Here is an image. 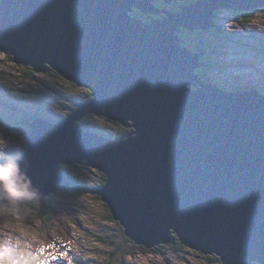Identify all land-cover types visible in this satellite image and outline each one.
Instances as JSON below:
<instances>
[{"label":"water","instance_id":"obj_1","mask_svg":"<svg viewBox=\"0 0 264 264\" xmlns=\"http://www.w3.org/2000/svg\"><path fill=\"white\" fill-rule=\"evenodd\" d=\"M176 1L0 0V51L91 93L59 122L24 123L39 193L28 204L71 184L63 166H89L136 245L179 241L212 264H264V96L206 82L205 53L181 37L219 26L218 11L262 12L264 0ZM89 116L136 132L111 139L81 125Z\"/></svg>","mask_w":264,"mask_h":264},{"label":"rangeland","instance_id":"obj_2","mask_svg":"<svg viewBox=\"0 0 264 264\" xmlns=\"http://www.w3.org/2000/svg\"><path fill=\"white\" fill-rule=\"evenodd\" d=\"M237 14L236 11L216 13L218 18L224 17V21H219L222 28L219 35L226 43L222 47L226 49V57L221 63L222 70L219 66L220 79L226 83L234 81L245 89L249 86L246 91H255L264 96V31L252 26L257 16L264 20V9L252 13V17L249 14ZM249 21L250 24H244ZM26 69L30 68L16 64L0 51V98L20 107L27 106L28 101H34V107L30 108L33 112L47 103L45 110L47 107V112L57 117L70 115L72 107L85 98V89L62 77L51 73L25 74ZM50 97L60 100L62 104L57 100L56 104L50 105ZM0 115H9L1 101ZM90 121V130L115 138V132L112 131L118 128L115 123L113 125L110 120L95 116ZM2 130L0 128V141L7 142L11 154L23 156L27 151L23 140L28 137V133L16 129L12 136H8ZM83 166V181L89 189L80 191L61 184L49 200L51 206H46L48 217H39L41 204H27L20 216L0 218V264H88L87 261L94 259L93 253L103 249L91 243V235L102 232L100 227L107 216V207L95 192V186H102L104 177L98 170ZM109 250L105 248V251ZM123 253L122 250L118 251L117 257L121 258ZM120 263L212 264L194 250L175 249L157 250L150 254L133 253Z\"/></svg>","mask_w":264,"mask_h":264},{"label":"trees","instance_id":"obj_3","mask_svg":"<svg viewBox=\"0 0 264 264\" xmlns=\"http://www.w3.org/2000/svg\"><path fill=\"white\" fill-rule=\"evenodd\" d=\"M192 1L193 0H179L178 3L185 5ZM240 14L241 15L249 14L252 17V13L247 12V11L246 12L240 11L238 12L237 16ZM140 18L143 19L144 21L149 20V18H146L143 15H140ZM221 31H222V28L218 25L212 30L207 31V32L197 31L194 33H188L184 31L181 34L182 40L184 41L183 45H186L188 48H190L193 51L202 50L205 53V56H204L205 66L203 68H200L197 71V73L200 76H202L206 82L216 85L218 88H220L223 91L244 92L249 89L248 88L249 86L245 89L244 87H240L239 84L234 81H230L226 83V82L221 81L220 79L219 73H221V70H222L221 63L223 59H225L226 57V51H225L226 49L225 50L224 48L222 49V47L226 43L222 41L219 35ZM214 35H217V37H215ZM226 42H227V37H226ZM8 56L10 57L11 61H14V58L12 56L10 55ZM219 66L221 67V70ZM27 68H30V67H27ZM33 72L34 70L30 68V69H26L25 74H29V73L32 74ZM50 73L54 74L53 76H59L54 71H50ZM33 95L35 96L36 94H33ZM85 98H86L85 101L90 100L91 93L86 91ZM57 100L58 99H54L53 97L48 98V102L50 105H53L52 103L56 104ZM0 101L2 102L5 110H7L9 113L8 117H4L3 115H0V128H2L4 130L2 131L8 136H12L13 132L16 129L18 130L22 129L23 131L21 130L20 132L27 134L30 128L24 125L26 121L32 122L36 119H41V118L46 119L47 118V120H50L56 123L69 116V114H67V116L65 115L64 117H59V116L57 117L52 112L51 113L47 112V107L45 110V106H47V103L44 105H41L39 109H36L35 110L36 113H35L30 110V108L34 107V101L26 102L27 106H23V107H20L11 101H6L5 98H0ZM58 101L60 104H62L60 100ZM76 107L77 105H74L72 107L71 112L76 110ZM22 112H25L24 115H20V113ZM89 121L90 119L86 118L85 120L81 122V125L86 130L92 131L88 127ZM115 124L118 126V128H113L114 124L110 127V129L113 128L112 131L115 132L113 135H116L115 138L109 137L111 139H114V140L124 139L130 132L133 131L131 127L124 128L118 123H115ZM97 133L104 135L100 131H97ZM27 140H28V137H25V139L23 140L25 144L24 147L27 146ZM83 167H84L83 165H77V164L63 166L64 171H66L71 181L70 185H65V186H71L72 188L78 189L80 191L89 189L86 187L88 185H86L83 181V176L85 173V172L83 173L84 171ZM101 174H102V177H104V181L102 183V186H103L106 183V175L103 173ZM100 186L101 185L95 186V192L97 188H99ZM53 194L47 197V199L44 200L43 203H40L42 205L40 209L38 210L40 218L49 216L46 206H51L49 200L53 196ZM33 205H37V204H33ZM107 211H108L107 216L102 223L103 225L100 227L102 229V232L92 233L91 235V243H96L97 246H102L103 249H98L97 251H95L93 253L94 259L87 261L88 264H120V261L124 258V256H122L121 258L117 257V252L120 250L125 252L123 253V255L129 256L137 252L148 253V252H154L157 250H165V249H175V250L185 251L187 249L179 241H177L175 245L160 246L155 250H148L145 247L138 246L136 245L135 242H133L126 236L124 228L120 225V223L114 220L108 208H107ZM113 223H116V224L113 225ZM105 248H110V250L105 251ZM214 260L220 263V259L218 257L214 256Z\"/></svg>","mask_w":264,"mask_h":264},{"label":"clouds","instance_id":"obj_4","mask_svg":"<svg viewBox=\"0 0 264 264\" xmlns=\"http://www.w3.org/2000/svg\"><path fill=\"white\" fill-rule=\"evenodd\" d=\"M9 147L7 142L0 141V218L20 216L26 205L39 196L27 175L28 161L11 154Z\"/></svg>","mask_w":264,"mask_h":264},{"label":"bare ground","instance_id":"obj_5","mask_svg":"<svg viewBox=\"0 0 264 264\" xmlns=\"http://www.w3.org/2000/svg\"><path fill=\"white\" fill-rule=\"evenodd\" d=\"M240 12V11H236ZM219 21H224V17L218 18ZM230 19V18H229ZM229 21V20H228ZM234 24V23H233ZM231 26V25H230ZM253 27H259L261 28L260 30L264 31V20L259 19L258 16L256 17L255 24L252 25ZM253 29V28H252ZM258 30V29H257ZM236 31V30H235ZM250 31V30H249ZM264 34V33H263ZM36 113V112H35ZM51 118V117H50ZM47 119V118H46ZM129 124L133 125V122L129 121ZM129 127V126H128ZM133 129L132 132H136V129L134 127H131Z\"/></svg>","mask_w":264,"mask_h":264},{"label":"flooded vegetation","instance_id":"obj_6","mask_svg":"<svg viewBox=\"0 0 264 264\" xmlns=\"http://www.w3.org/2000/svg\"><path fill=\"white\" fill-rule=\"evenodd\" d=\"M35 74H37V73L33 72V75H35ZM59 77H60V76H59ZM77 104H78V102H77L75 105H77ZM92 118H93V116H90V117H89L90 120H91ZM111 123L114 124V122H112V121H111ZM119 125H120V124H119Z\"/></svg>","mask_w":264,"mask_h":264}]
</instances>
